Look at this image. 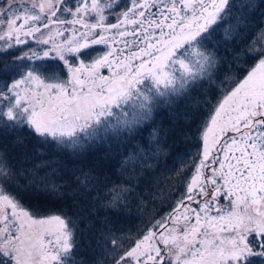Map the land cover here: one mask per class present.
I'll use <instances>...</instances> for the list:
<instances>
[{
	"label": "snow or ice",
	"instance_id": "1",
	"mask_svg": "<svg viewBox=\"0 0 264 264\" xmlns=\"http://www.w3.org/2000/svg\"><path fill=\"white\" fill-rule=\"evenodd\" d=\"M257 7L0 0V264H88L85 230L92 264H264V27L248 34ZM189 137L181 194L154 213L156 198L136 188L158 183L161 161ZM61 152L71 168L50 158ZM30 189L70 198L72 215L41 216L25 204ZM133 212L139 223L117 226Z\"/></svg>",
	"mask_w": 264,
	"mask_h": 264
},
{
	"label": "trees",
	"instance_id": "2",
	"mask_svg": "<svg viewBox=\"0 0 264 264\" xmlns=\"http://www.w3.org/2000/svg\"><path fill=\"white\" fill-rule=\"evenodd\" d=\"M256 1H260V4L255 10L251 12L252 16L249 20V35L252 31H255L257 27H264V0ZM18 47L22 48L23 45ZM14 54L19 53L15 52ZM167 119V114L163 111L159 115H156L157 122L161 120L167 122ZM193 127L195 128V125ZM143 135L146 136L147 133H144ZM194 142L195 141L191 137H189V141L187 144H180L181 147H184V149L180 152H184L185 150H187V152L190 153L191 156L185 157L184 160H181L178 158L174 159L175 154H171L166 160L161 161V164L157 169V173L155 174L157 176L158 183L151 184L148 183L146 180H140L136 191L143 192L145 196L149 198H156L154 201V209L152 208L151 201L149 203V208L154 213L166 214L168 211H170L171 206L179 198L182 188L184 186V176H177L176 172L181 169L182 164L186 163L188 160H190L196 155V149L191 147V144ZM104 151L105 149L100 148L97 151L90 153L91 159H95L98 156L103 155ZM71 159L64 161L62 164L68 168H71L72 165L71 163H69ZM184 172L187 173L188 169L185 168ZM108 175L110 176L113 182H124L123 178L120 177V175L115 171V169L109 171ZM67 178L68 177L62 172L60 175L56 176L55 180L57 183H61L63 179ZM21 182L25 183L24 180H21ZM25 204L27 207L33 209L39 208L41 210L40 215H48L50 213L59 212L63 210L64 212H67L69 216H71L73 212V210L69 206L70 198H66L65 200H57L51 196L46 195L43 192H37L35 189H30L25 194ZM104 214V211L101 210L99 211L98 216L100 218H103ZM109 215H112V213L109 212ZM135 216V212H133L132 217H125L123 214H121L118 217L119 224L117 226H123L127 228L130 224L139 223V221L135 219ZM116 219L117 217H114V220ZM97 227H99L98 223ZM80 228H84L83 223H81ZM78 235L80 237V255L88 261V264H92L94 256L99 255L98 251H93L96 247L95 241L93 239V231L85 230L82 233H78Z\"/></svg>",
	"mask_w": 264,
	"mask_h": 264
},
{
	"label": "rangeland",
	"instance_id": "3",
	"mask_svg": "<svg viewBox=\"0 0 264 264\" xmlns=\"http://www.w3.org/2000/svg\"><path fill=\"white\" fill-rule=\"evenodd\" d=\"M257 5L260 4V1H256ZM252 16V13H250V17ZM31 43H33L32 41H30ZM162 112V111H161ZM161 112H159L157 115H159ZM11 137L6 138L5 143L7 144V146L9 147V151H10V155H15V153L12 152L11 150ZM169 144H171V141H169ZM184 147H181V145L179 144L178 146H174L171 148V154H176L177 152H180L181 150H183ZM18 151V150H17ZM50 158L56 160L58 162L57 166L59 167L60 164H62L64 161L71 159V156L68 152H61L59 155H52L50 154ZM89 159H91V155H89ZM39 158L33 161L28 162L25 167H32L33 164H39ZM17 167H20L19 164H17ZM45 173L43 170L38 172V175L43 176ZM56 177H53V179H55ZM23 180V179H22ZM25 183H27L26 180H24ZM226 202V201H225ZM41 216H45V215H41Z\"/></svg>",
	"mask_w": 264,
	"mask_h": 264
}]
</instances>
